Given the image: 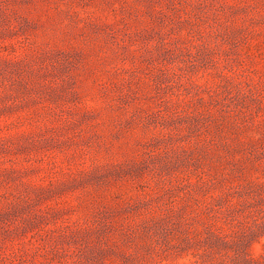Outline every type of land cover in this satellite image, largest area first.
Listing matches in <instances>:
<instances>
[{"label":"rangeland","instance_id":"obj_1","mask_svg":"<svg viewBox=\"0 0 264 264\" xmlns=\"http://www.w3.org/2000/svg\"><path fill=\"white\" fill-rule=\"evenodd\" d=\"M0 264H264V0H0Z\"/></svg>","mask_w":264,"mask_h":264}]
</instances>
